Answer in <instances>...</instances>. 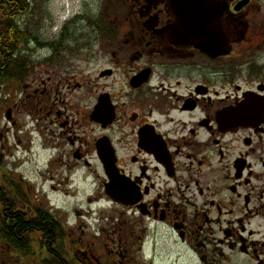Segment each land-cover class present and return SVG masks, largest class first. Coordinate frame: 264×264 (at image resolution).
<instances>
[{"label":"flooded vegetation","instance_id":"af4514ba","mask_svg":"<svg viewBox=\"0 0 264 264\" xmlns=\"http://www.w3.org/2000/svg\"><path fill=\"white\" fill-rule=\"evenodd\" d=\"M96 1L2 85L1 264H264V0ZM20 112L48 190L7 165Z\"/></svg>","mask_w":264,"mask_h":264},{"label":"rangeland","instance_id":"374dc122","mask_svg":"<svg viewBox=\"0 0 264 264\" xmlns=\"http://www.w3.org/2000/svg\"><path fill=\"white\" fill-rule=\"evenodd\" d=\"M32 3V9L20 17V24L22 27H25L29 30H32L43 43L58 41L60 36L67 33L66 40L68 42H85L91 41L95 33L93 28H89L86 25L85 21L76 19L72 24L71 19L76 13L85 15H91L96 11L97 1L96 0H30ZM69 19L71 21H69ZM68 26V28H67ZM68 30H65V29ZM88 37L91 39L89 40ZM38 46V45H37ZM36 45H29L22 50V54L26 55L29 63L28 65H40L41 60L49 57L50 50L48 48L39 49L37 51ZM34 48V49H33ZM27 49H30L29 51ZM33 49V50H31ZM92 73L94 71V66L89 69ZM21 84L17 82H9L6 84V89L1 90L0 101L2 103L3 98L8 94H11V103L12 105L14 100H19L22 92ZM4 102V101H3ZM0 103V126H3L7 123L6 111L8 108L7 103ZM18 113L19 123L22 124L21 130H24L26 134L22 131L16 129V133L23 139L22 146L18 148H12V156L8 158L7 165L9 168H15L17 170L16 175L22 173L28 177V180L31 181L36 187H40L42 182L43 189L48 190L50 186L49 182H46V175H43L40 170L47 164L49 159L50 151L44 149L43 141L40 138L39 133H33L32 131L35 128V122L32 121V117L25 113L20 115ZM15 131H11L9 137L12 140L16 139ZM17 140V139H16ZM31 140L32 144H29ZM42 173V174H41ZM82 198V196L80 197ZM0 253V264L8 259L5 250L1 248ZM4 250V251H3ZM9 253V252H8ZM22 264H31V259L23 257Z\"/></svg>","mask_w":264,"mask_h":264},{"label":"trees","instance_id":"16d2710c","mask_svg":"<svg viewBox=\"0 0 264 264\" xmlns=\"http://www.w3.org/2000/svg\"><path fill=\"white\" fill-rule=\"evenodd\" d=\"M31 9L30 0H0V93L5 81L20 77L24 71L27 56L22 54V47L41 44L32 30L20 24V17ZM22 245L26 250L28 244Z\"/></svg>","mask_w":264,"mask_h":264},{"label":"water","instance_id":"95a60500","mask_svg":"<svg viewBox=\"0 0 264 264\" xmlns=\"http://www.w3.org/2000/svg\"><path fill=\"white\" fill-rule=\"evenodd\" d=\"M189 2L191 1V0H188ZM195 3H205V0H193ZM207 15L204 17V16H199L198 17V22H197V24H198V26H207L208 24H207ZM201 21H204V22H202L201 23ZM197 24H194L193 26H197Z\"/></svg>","mask_w":264,"mask_h":264}]
</instances>
